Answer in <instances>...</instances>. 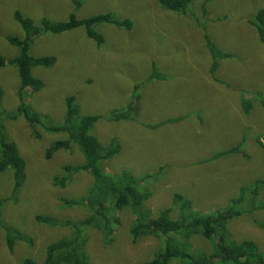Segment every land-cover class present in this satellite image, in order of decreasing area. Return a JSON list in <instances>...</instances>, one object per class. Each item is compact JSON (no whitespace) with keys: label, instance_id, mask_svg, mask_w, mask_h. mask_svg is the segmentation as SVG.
<instances>
[{"label":"rangeland","instance_id":"1","mask_svg":"<svg viewBox=\"0 0 264 264\" xmlns=\"http://www.w3.org/2000/svg\"><path fill=\"white\" fill-rule=\"evenodd\" d=\"M262 8L264 0H190L185 13L178 15L158 0H0V55L14 58L18 49L7 38L25 37L14 19L16 11L34 23L63 22L70 14L84 19L110 13L130 20L128 30L108 23L94 26L103 37L100 46L84 28L34 36L29 54L56 60L31 69L42 86L27 91L23 101L29 110L44 115L43 123L49 126L62 122L70 96L82 116H100L90 133L105 147L118 145L103 167L111 175H149L138 186L151 193L143 209L150 216L170 207L174 194L189 199L194 211L209 213L227 207L241 187L264 178V149L256 143L259 136L264 145V42L250 24ZM205 35L228 55L217 59L214 72ZM0 85L2 117L21 102L14 67H0ZM242 100L250 106L246 115ZM129 102L136 109L132 121L108 118ZM176 118L180 120L159 128L148 126ZM65 138L64 133L30 126L22 117L5 122V140L15 143L24 160L25 180L14 195L12 170L0 172V264H22L26 258L43 264L46 247L70 235L68 228L43 225L36 216L73 221L86 217L82 207H66L61 200L86 194L89 174L76 173L62 188L53 184L54 177L64 175V165L84 162L78 148L71 145L50 159L44 157L50 144ZM233 147L239 148L236 153L200 163ZM258 199L264 201V187ZM117 215L120 224L109 245L98 231H87L86 252L92 264H139L160 246L153 236L131 242L130 207ZM228 224L237 241L253 240L264 251V210ZM6 228L29 237L31 244L17 241L9 252ZM191 243L209 252L200 237Z\"/></svg>","mask_w":264,"mask_h":264},{"label":"trees","instance_id":"2","mask_svg":"<svg viewBox=\"0 0 264 264\" xmlns=\"http://www.w3.org/2000/svg\"><path fill=\"white\" fill-rule=\"evenodd\" d=\"M159 4L168 11L183 15L190 4V0H158ZM76 4V3H75ZM76 9L79 4L75 6ZM14 19L24 31V39L8 37L7 41L18 49V54L12 59H6L0 55V67L7 65L15 68L19 86L17 95L19 102L14 112L0 115V172L10 168L13 172V194L18 193L25 180V164L20 156L14 142L5 140V122L16 121L22 117L30 126H40L47 133H64V140H57L50 144L45 152V159H50L52 154L59 150H69L75 145L82 154L84 162L77 166L64 165V175L54 177L53 184L57 187H65L76 173L86 172L91 182L86 194L75 199H63L61 204L66 207H82L87 215L83 220L73 221L70 219H57L46 216H36L38 223L49 227H66L71 233L51 244L45 249L43 264H92L86 252L87 231L94 229L102 237L103 244L109 245L114 238L116 229L120 224L118 212L130 207L134 219L129 228V236L132 243L153 236L160 240V246L153 252L152 256L144 259L139 264H264V251L255 241H237L230 232L228 223L244 215H251L255 211L264 210V201L259 202L260 190L264 187V178L255 180L251 185L243 186L237 197L230 200L227 207L217 209L209 213H199L193 210L192 202L181 194H174L170 207L158 210L155 216H150L144 209V204L151 193L147 189L141 190L138 186L143 183L149 175L134 176L123 172L120 175H111L103 163L118 152L117 142H111L103 146L96 136L90 133L94 124L100 119L97 115L82 116L75 98L70 96L65 100V116L60 124L45 125L44 115L29 110L24 97L29 93L41 89L42 83L32 76L31 69L37 66L48 67L54 64L53 56L33 57L29 54V46L34 36L41 32L59 34L77 28H84L88 38L92 39L97 46L103 43V37L99 35L94 26L108 23L126 30L131 28L128 19H115L110 13L93 15L84 19H77L70 14L68 20L63 22H52L41 19L34 23L30 18H25L16 11ZM250 24L259 34L260 40L264 42V8L258 10ZM207 50L212 57L210 71L217 68V59L228 57L221 54L205 35ZM151 77V76H150ZM0 85V104L3 91ZM242 100V110L248 114L250 106ZM264 107V105H263ZM134 104L129 102L120 110L110 112L109 119L114 122L132 121L134 119ZM1 114V111H0ZM180 118L170 119L165 122H157L148 125L157 128L167 123H174ZM34 137H39L34 134ZM256 143L264 149L260 137L256 136ZM238 147L230 148L214 154L208 160L219 159L236 153ZM264 227V225H261ZM5 244L9 252H13L17 241L31 244L29 237L6 228ZM200 237L209 246V252L194 248L191 241L193 237ZM22 264H34L31 258H26Z\"/></svg>","mask_w":264,"mask_h":264},{"label":"crops","instance_id":"3","mask_svg":"<svg viewBox=\"0 0 264 264\" xmlns=\"http://www.w3.org/2000/svg\"><path fill=\"white\" fill-rule=\"evenodd\" d=\"M162 126H164V125H162ZM159 127H161V126H159ZM159 127H158V128H159Z\"/></svg>","mask_w":264,"mask_h":264}]
</instances>
